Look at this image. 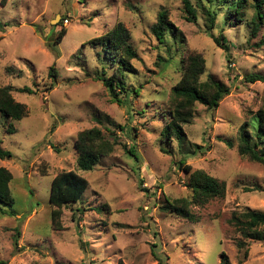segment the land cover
<instances>
[{
	"label": "rangeland",
	"instance_id": "obj_1",
	"mask_svg": "<svg viewBox=\"0 0 264 264\" xmlns=\"http://www.w3.org/2000/svg\"><path fill=\"white\" fill-rule=\"evenodd\" d=\"M190 1L192 22L184 19L180 0H0V88L10 86L27 111L20 121L0 117V147L11 153L0 167L12 175L14 199L0 213V262L218 264L224 253L231 264H264V226L262 240L248 241L243 259L236 247L240 235L228 224L233 213L264 214V164L239 156L235 147L245 121L250 142L256 141L255 115L264 110V82L245 81L253 74L264 78V6L253 35V0L240 16L232 1ZM203 7L215 16L212 30ZM161 11L171 23L162 43L151 33ZM118 23L136 53L119 104L97 79L111 76L114 66L89 44ZM61 29L66 33L57 43ZM220 35L227 53L213 42ZM188 54L204 59L202 81L210 77L229 94L215 110L196 104L192 121L182 124L183 136L166 143L163 113L180 80V57ZM91 128L116 145L94 171L77 172L88 187L61 210L55 227L51 180L77 171L74 143ZM260 140L264 147V134ZM180 161L224 187L221 197L189 207L195 222L162 210L165 200H191Z\"/></svg>",
	"mask_w": 264,
	"mask_h": 264
},
{
	"label": "trees",
	"instance_id": "obj_2",
	"mask_svg": "<svg viewBox=\"0 0 264 264\" xmlns=\"http://www.w3.org/2000/svg\"><path fill=\"white\" fill-rule=\"evenodd\" d=\"M184 19L187 22L195 21L196 12L190 0H180ZM212 1V0H209ZM232 1L234 4V14L240 16L243 9L247 5V0H226ZM254 10L252 34L255 35L258 29L256 22L261 21L263 17L262 8L264 0H253L250 4ZM204 20L207 24V29L212 30L214 27V14L202 8ZM167 13L161 11L157 14L156 23L151 29L153 37L163 42L166 33L171 28V23L168 21ZM65 29H61L57 34L56 42L59 43L65 35ZM264 39V38H263ZM130 35L127 29L121 23H118L111 31L103 36L91 41L89 44L98 46L104 56L111 61L114 66V72L111 76H100L97 79L102 82L103 86L109 92L112 100L115 103H120L119 95L125 93L126 83L125 78L127 73L132 72L131 61L136 58V53L130 44ZM215 46L224 52H228L229 44L223 35L213 39ZM180 80L171 89L170 97L167 103V108L163 113L165 117V125L161 130V139L163 142H170L173 139H180L183 136L182 124L190 123L194 117L195 105L199 104L207 110H215L221 100L229 94V90L222 83L208 78L205 81L201 80L204 74L205 61L198 54H188L180 57ZM49 76L54 78V70L50 69ZM246 82L255 83L257 81L264 82V78L260 75H249L245 78ZM11 87L5 86L0 88V117L10 119L12 121H20L26 116V108L23 104L16 102L11 96ZM20 92H29L23 88ZM138 95V91L132 92ZM256 141L250 142L251 131L250 123L245 121L238 128L236 146L231 141H225L229 148L236 147L239 156L247 158L250 161L264 164V147H259L261 134H264V110L256 113ZM120 130H123L120 128ZM8 133L14 132L13 128L7 129ZM116 145L114 141L108 140L104 133L98 128H91L80 132L74 143L76 151V170L61 172L57 174L50 183V191L48 203L52 208L50 213L51 223L55 227H59L58 221L61 216V210L76 204L86 191L88 184L86 180L77 172L94 171L100 160L108 157L113 147ZM1 146V141H0ZM128 153L135 159L136 155L129 148ZM11 153L4 151L0 147V160L10 159ZM179 169L188 175L186 185L191 191V200L168 201L162 210L179 216L183 219L195 222L196 219L189 211V207L203 206L214 198H219L223 195L224 187L217 179L209 176L203 171H192L189 166L183 162H178ZM12 175L5 168L0 167V213L3 214V208L12 207L14 199L11 194L10 184ZM76 212H72L71 218L75 220ZM76 221V220H75ZM229 226L235 229V232L240 235V239L236 241V247L241 252L244 251L243 259H246L247 252L245 247L248 241L262 240L261 227L264 226V214L254 211H245L242 213H233L228 220ZM16 242V241H15ZM0 264H5L0 262ZM218 264H231L224 253L220 254Z\"/></svg>",
	"mask_w": 264,
	"mask_h": 264
},
{
	"label": "water",
	"instance_id": "obj_3",
	"mask_svg": "<svg viewBox=\"0 0 264 264\" xmlns=\"http://www.w3.org/2000/svg\"><path fill=\"white\" fill-rule=\"evenodd\" d=\"M56 19H57V18H56ZM56 21H57V20H54L53 23L56 22Z\"/></svg>",
	"mask_w": 264,
	"mask_h": 264
}]
</instances>
